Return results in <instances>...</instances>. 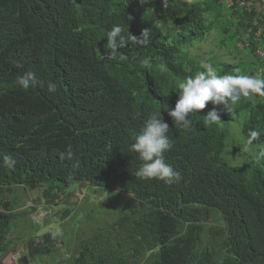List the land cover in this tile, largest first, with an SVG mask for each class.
Here are the masks:
<instances>
[{
    "label": "trees",
    "instance_id": "obj_1",
    "mask_svg": "<svg viewBox=\"0 0 264 264\" xmlns=\"http://www.w3.org/2000/svg\"><path fill=\"white\" fill-rule=\"evenodd\" d=\"M226 1L166 0L163 6L162 0H0V264L22 240L28 253L13 264L40 258V264H51L48 257L64 248L48 232L39 236L42 219L30 217L34 237L13 234L14 221L30 210L19 212L7 193L39 186L47 205L67 188L83 186L94 194L128 197L134 203L126 204L136 206L91 226L63 264H264V169L254 166L253 149L254 158L243 166L223 157L239 149L227 151L229 129L223 124L233 117L245 113L244 140L250 130L264 133L263 97L242 100L229 112L215 106L221 122L212 126L203 117L210 102L190 114L187 129L166 111L178 99V81L203 70L191 50L212 30L221 32L219 46L240 48L242 33L261 31L255 9L236 10L238 0L228 8ZM122 22L136 36L151 29L152 42L126 46L119 49L123 59H109L107 33ZM241 49L258 65L211 59L219 75L235 74L236 68L252 75L264 67L252 44ZM144 58L150 67L140 66ZM26 71L45 86L24 90L18 78ZM48 81L56 83L55 93L47 91ZM153 111H161L173 140L165 162L182 176L171 185L136 176L143 162L130 149L132 134ZM253 145H264V135ZM4 155L13 157L14 168L4 164ZM43 214L54 217L48 207ZM70 215L64 210V217ZM84 216L87 221L88 212ZM75 220L72 215L70 223Z\"/></svg>",
    "mask_w": 264,
    "mask_h": 264
},
{
    "label": "clouds",
    "instance_id": "obj_2",
    "mask_svg": "<svg viewBox=\"0 0 264 264\" xmlns=\"http://www.w3.org/2000/svg\"><path fill=\"white\" fill-rule=\"evenodd\" d=\"M141 5L150 3V0H139ZM163 6L166 0H162ZM133 17L129 15L127 20L131 22ZM151 29H143L139 36L132 35L128 31V24L117 23L107 33V45L110 49L109 59H114L117 55L123 59V54L119 49L133 46H147L152 42ZM201 71L189 75L178 81V99L175 106L168 109L167 114L174 123L182 125L185 129L191 126L190 114H196L211 103L213 107L204 115V122L212 126L221 122V111L215 106L221 105L223 111H231L234 106L242 100L255 102L257 97H264V72L256 75L243 74L241 69L233 70L235 74L219 75L217 68L208 60L199 62ZM140 66L150 67L149 58L140 61ZM161 71H167V65L161 61L159 64ZM18 84L28 90L35 87H44L45 83L37 79L32 71H26L18 78ZM49 93L57 91L56 83L48 81L46 84ZM169 125L163 120L161 111H153L139 132H134L133 143L130 149L139 155L143 162L136 176L145 180H160L171 185L182 179L181 174L165 162V153L172 149L173 140L169 137ZM264 135L261 131L250 130L244 144V150L248 151L254 142H258ZM69 155L71 153L69 152ZM4 164L9 168H14L16 161L11 155L3 156ZM264 161V147H261L255 155V162L260 164Z\"/></svg>",
    "mask_w": 264,
    "mask_h": 264
},
{
    "label": "rangeland",
    "instance_id": "obj_3",
    "mask_svg": "<svg viewBox=\"0 0 264 264\" xmlns=\"http://www.w3.org/2000/svg\"><path fill=\"white\" fill-rule=\"evenodd\" d=\"M187 1L191 3L205 2V0ZM208 19L211 20L212 16L209 15ZM220 41L221 32L214 29L205 37L202 43L192 48L191 54L197 56L200 61L208 60L210 62L211 59H214L215 61H223L230 64L247 62V66L250 68H255L258 65L247 51L241 49L243 46L241 42L240 48L232 44L219 46ZM259 72H264V67L255 71V73L252 72V75H256ZM244 117L245 113H242L238 117H233L228 123L223 124L225 128L229 129V138L226 141V145H229L227 151L230 153L233 151V147L239 148L234 150L231 156L227 157L226 154L223 155L225 161L227 160L231 166H243L248 164L247 162H250L248 160L254 158L251 149L257 154L259 149L264 147V145H253L249 147L248 151L244 150L245 140L241 134V123ZM231 133L234 135L235 141L232 140ZM254 166L264 169V161L260 164H254ZM74 187L75 186H71L64 190L67 195L65 193H59L53 205H47L43 198L42 187L40 186L34 190H29L27 188H11L10 192L7 193L8 197L14 195L11 199L16 201L19 212H24L26 209L30 210V214H27V217L14 221V230L15 226L18 230L17 233H13L14 235L22 239H29L32 235V237H34L36 228L30 217L35 221L42 219L38 222L39 229L37 228V231L40 232L39 236L41 237L43 233L45 234L48 232L52 234V236H55L53 237L54 240L59 242L58 244L56 241V245L61 247L64 246V248L59 251H57L58 248L55 246L57 252H53L50 257H48L49 260H47L51 264H63L65 259L71 257L75 253L77 249V239L80 236L85 235L87 231L96 227V225H104L107 221H113L122 210H127V207L134 206V202L131 199L125 197L126 199L123 201V199L114 192H109V194L107 192L103 194H94L90 193L83 186L78 187L77 190H74ZM69 194L71 196H69ZM85 200H87L88 203H84ZM126 202L133 203L126 204ZM47 207L50 212L53 213L54 217L49 218L43 214ZM135 207L136 206L133 208ZM84 208L88 209L87 221L84 216L87 212L84 214L82 211ZM66 209L71 212V215L68 217H64V210ZM72 215L76 217V220L70 223ZM93 225L95 226L91 227ZM24 241L25 240L19 241L14 246L16 253L9 254L4 264H13L20 256H24L28 253V247ZM40 260L42 261L40 258L37 262H32L31 264H40Z\"/></svg>",
    "mask_w": 264,
    "mask_h": 264
},
{
    "label": "built area",
    "instance_id": "obj_4",
    "mask_svg": "<svg viewBox=\"0 0 264 264\" xmlns=\"http://www.w3.org/2000/svg\"><path fill=\"white\" fill-rule=\"evenodd\" d=\"M235 3L232 0H227L225 6L231 8ZM236 10H251L255 9L257 12L256 19L261 20V31L255 32L251 28L242 33V44L245 47H249L251 44L256 50V55L259 61L264 59V0H238L235 6ZM263 32V35H262Z\"/></svg>",
    "mask_w": 264,
    "mask_h": 264
},
{
    "label": "bare ground",
    "instance_id": "obj_5",
    "mask_svg": "<svg viewBox=\"0 0 264 264\" xmlns=\"http://www.w3.org/2000/svg\"><path fill=\"white\" fill-rule=\"evenodd\" d=\"M163 206V205H162ZM121 223V222H120Z\"/></svg>",
    "mask_w": 264,
    "mask_h": 264
}]
</instances>
